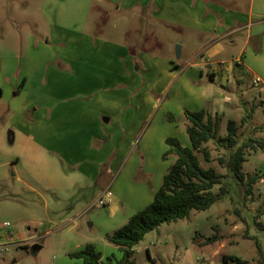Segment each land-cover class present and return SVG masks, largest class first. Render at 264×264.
<instances>
[{
    "label": "rangeland",
    "instance_id": "1",
    "mask_svg": "<svg viewBox=\"0 0 264 264\" xmlns=\"http://www.w3.org/2000/svg\"><path fill=\"white\" fill-rule=\"evenodd\" d=\"M96 1L0 0V58L4 57L6 60L4 62L9 61L12 69L8 70V73L17 76L19 70L24 68V59L28 56L40 59L47 55V50L35 48L36 43H41L39 46H42L50 41L55 43L72 40L77 43L71 47H74L78 55L89 57L91 49L85 47L86 42L94 46V43L114 44L113 42L121 43L126 40L130 47H133L132 49L147 54L150 62H159L168 55L175 66L180 67L185 64L186 54L192 55L195 46L198 45V43H187L181 33L172 30L183 27L159 22L153 18L150 15L153 11L152 5L149 14L147 9L139 6L140 2L132 3L131 0H126V4H135L129 10L123 8L116 12L115 9L122 0ZM202 1L223 20L237 17L239 27L264 28V23L257 24L261 20L257 12L263 11L264 1L260 6L256 0H197L199 4ZM57 13L60 14L63 23L66 22V25L72 26L74 30H79V34L54 27L52 24ZM241 34L244 36L245 30ZM243 36H239V39L237 37V46L242 45ZM263 37L264 30L262 35L258 36V43L251 42L242 52L246 58L244 62L252 67L250 70L252 74L264 84ZM80 40H84L85 43L80 44ZM55 47L57 46L50 44V53L53 55L57 53ZM177 48L179 53L180 51L182 53L180 57L176 56ZM239 50L240 48L235 47L230 52L235 57ZM114 51L118 52V50ZM254 57L263 62L262 68L260 65L258 68L253 65ZM194 63H197V60ZM233 70L234 74L230 76L228 83L225 78L218 77L212 82L206 76L200 78L198 74L187 70L188 75L184 71L182 78L188 81L195 94L205 89L217 100L222 108L217 114L219 136L226 134L227 121L232 120L239 124L241 117L252 110L251 118L238 127L240 142L248 137L264 139V132H255L264 124V104L261 105L259 100L260 87L252 84L254 78L251 79L244 69L233 66ZM177 74L180 78L181 71ZM153 76V71L146 74L148 88L146 96L149 102L142 113H138L140 129H144L142 143L145 144V155L142 158L138 150L130 146L128 157L131 161L134 160L136 165L134 168L132 165L125 168V170L130 169L127 182L134 186H143L148 194L153 190L156 192L163 175L173 161L171 156L162 159V155L167 150L164 142L167 135L169 136L167 138H175L179 143L189 147L185 133L186 121L183 112H180V109L188 111L189 107L186 104V93L181 81L177 80L176 76L170 80L166 72L158 73L154 78ZM20 83L14 85V82H11L12 93L17 95L21 91ZM109 90H112L113 94L119 93V98L126 96L121 94L125 91V86L117 80ZM5 95L8 96L7 91ZM90 96L94 95L89 94ZM125 99L131 109L135 99L131 98L130 104L128 97ZM2 101L0 108L5 106L8 110L0 116V240H2L0 246L8 245V250L0 253V264H75L76 261L71 260L68 254L87 243L96 247L100 254V262L104 263L107 258H111L114 264L119 263L122 260V252L108 244L104 235L107 231H113L123 225L135 213H132L128 207L132 203L128 199L133 197H130V193L126 191L125 181H121L123 173L119 175L114 188L110 191L114 197L115 195L117 198L121 197L120 202L128 204H124L121 213L126 212L130 216H127L124 222L117 224L109 219L106 206L96 205L97 199L107 191H100L106 174L99 182L97 178L96 182L91 179L84 181L81 187L74 188L73 192L66 194L65 199L63 197L58 201H54L46 191L38 190L41 198L24 191L22 185L16 182V177L17 174L20 176L27 166L24 138L26 133H32L31 129L27 128L31 123L23 118V122H28L29 125L19 124L16 120H13L12 125H7L12 114L11 105L9 106L4 99ZM151 102L154 104L153 108L150 106ZM127 113L125 115H128ZM207 148L212 161L205 163L198 155L200 165L203 168L212 167L219 174L227 177L226 171L215 161L223 150L217 149L212 143H208ZM85 153L86 156L71 164L73 166L59 161L62 169L72 172L75 168H79L83 172H91L95 160H90L88 151ZM103 153L104 151L100 152ZM246 158L243 171L259 178L253 185L250 196L244 199L239 187L233 181L230 182L228 177L223 178V182H230L228 195L205 211L192 212L186 219L163 224L155 231L147 233L143 240L132 248L129 256L131 264H223L221 262L223 256L237 257L247 264H258L254 240L247 238L258 240L264 254V152L257 150ZM146 170L148 172H145ZM115 173L116 169L114 175ZM107 179H110V176ZM115 188L118 193L113 192ZM216 190L217 187L214 191ZM9 195H17V197ZM20 198L22 201L19 200ZM5 222L11 226L14 234L20 233L23 236L30 229V233L33 232L32 236L35 237L28 242L29 244L24 243L26 239L19 241L15 236L5 239L4 229L1 228V224ZM210 237H214L213 241L206 242ZM17 243H20L19 248L16 246ZM32 243L40 246L41 249L31 253L28 249Z\"/></svg>",
    "mask_w": 264,
    "mask_h": 264
},
{
    "label": "crops",
    "instance_id": "2",
    "mask_svg": "<svg viewBox=\"0 0 264 264\" xmlns=\"http://www.w3.org/2000/svg\"><path fill=\"white\" fill-rule=\"evenodd\" d=\"M131 1L132 3L133 1L140 2L139 6L147 9L149 14L152 5L153 11L150 15L153 18L159 22L173 23L176 27H183L172 28V30L181 33L187 43H198L192 55L186 54V61L182 67L175 66L176 64L168 55L159 62H150L147 54L132 49L133 47H130L126 40L121 43L113 42L114 44L100 42L96 45L94 43V46L80 40V44L85 43V47L91 49L89 57L79 56L80 54L78 55L74 47H71L77 44L72 40H65V42L61 40L55 43L50 41L42 46H39L41 43H36L35 48L47 50V55L40 59L26 57L24 68L19 70L20 73L17 76L8 73V70L12 69L9 61L4 62L6 61L4 57L0 58V102L4 99L9 106L11 105L10 111L12 112L7 125H12L13 120L18 121L19 124L29 125L27 123H31L27 128L31 129L32 133H26L24 138L27 166L20 176L17 174L16 182L30 194L38 195V190L46 191L54 201H58L63 197L65 199L66 194L74 188L81 187L84 181L91 179L96 182L97 178L99 182L106 174L100 191L107 190L111 194L110 202L106 205L107 214L109 219L116 224L124 222L127 216H130L126 212L121 213L124 204H128L120 202L121 197L117 198L116 195L114 197L110 191L114 188L121 173H123L121 181H125L126 191L130 193V197H133L128 199L132 201L128 206L132 213L148 205L155 193L153 190L148 194L143 186H134L127 182L130 169L125 170L128 165H132L133 168L136 165H134V160L131 161L128 157L130 146L138 150L142 158L146 151L145 144L142 143L144 129H140V117L138 116V113L140 114L149 102L146 96L148 91L146 74L153 71L154 78L156 74L166 72L170 80L176 76L186 93L188 112L205 109L211 115H217L222 108L215 97H212L205 89L195 94L188 81L182 78V74L187 70L198 74L200 78L206 76L212 82L218 77L225 78L228 83L230 76L234 74L233 66H236V68L244 69L251 79L255 78L250 71L252 67L244 62L246 58L242 50L251 42H255L264 30V28L239 27L237 17L223 20L204 1L200 4L197 0ZM263 1L256 0L260 6ZM125 2L126 0H122L119 7H116V12L123 8L129 10L135 4L130 3V5ZM257 13L261 18L257 24H263L264 9ZM63 20H65L64 15ZM64 23L60 14L57 13L54 17V24H52L54 27L79 34V30H74L72 26ZM244 30L243 36L241 33ZM239 36H243L242 45L237 46ZM262 40L264 43V37ZM50 44L57 46L55 55L50 53ZM235 47L240 50L233 57L230 51ZM180 53L179 57L182 56ZM196 60L197 63H194ZM253 63L257 68L258 65L261 66L260 68L263 66V62L257 57H254ZM180 71L179 76L181 77L178 78L177 72ZM115 80L122 82L125 86V91L121 93L125 94V97L119 98V93L113 94V91L109 90ZM11 82H14V85L21 82V91L17 95L12 93ZM5 89L8 96L5 95ZM89 94L94 96L89 97ZM127 97L129 104L131 98L135 99L131 109L126 103L125 98ZM150 106L153 108V102ZM7 110L5 106L0 108V116ZM130 110L131 114H129ZM126 112L128 115H125ZM180 112H184V109H180ZM23 118L28 122H23ZM103 125H105L104 128ZM179 144L181 147H186L184 143ZM86 151L89 152L90 160H95L91 172H83L79 168H75L72 172L62 169L59 161L71 165L86 156ZM103 151L104 153L100 154ZM120 163L122 165L119 168ZM143 175L146 174L143 172ZM108 176L110 179H107ZM114 191L117 192V189L115 188ZM9 196L17 197V195ZM38 198L41 197L38 195ZM19 200L22 201L21 198ZM29 230L23 236L20 233L14 236L19 241L26 239L24 243H28L35 237ZM109 232L111 231L106 233ZM32 246L37 248L36 252L41 249L33 243L29 248Z\"/></svg>",
    "mask_w": 264,
    "mask_h": 264
},
{
    "label": "trees",
    "instance_id": "3",
    "mask_svg": "<svg viewBox=\"0 0 264 264\" xmlns=\"http://www.w3.org/2000/svg\"><path fill=\"white\" fill-rule=\"evenodd\" d=\"M258 41V38H256ZM263 105V102H260ZM252 110L242 116L239 124L229 120L226 123V134L219 136L218 115H211L205 109L195 112L184 111L185 133L189 147H181L174 138H167V150L162 155L165 160L171 156L172 163L162 177L159 188L153 195L152 201L141 210L132 214L127 221L117 229L104 235L105 241L122 252V260L115 264H131L129 256L132 248L137 246L147 233L155 231L163 224L175 223L189 217L192 212H202L228 195V184L234 182L242 191L243 198L250 196L253 185L259 178L254 174L243 171L247 162V155L255 151L264 152V139L248 137L240 142L237 130L251 118ZM255 132H264V124ZM212 143L222 154L215 159L223 168L228 183L222 181L227 178L219 174L214 168H203L200 165V155L205 163L212 161L207 144ZM215 187L217 190L214 191ZM214 237L206 239L212 242ZM254 240L257 263L264 264V254L258 240ZM35 253V246L29 248ZM75 264H114L111 258L100 262V254L93 244L87 243L68 254ZM149 257V256H148ZM223 264H247L246 261L233 256H223Z\"/></svg>",
    "mask_w": 264,
    "mask_h": 264
},
{
    "label": "built area",
    "instance_id": "4",
    "mask_svg": "<svg viewBox=\"0 0 264 264\" xmlns=\"http://www.w3.org/2000/svg\"><path fill=\"white\" fill-rule=\"evenodd\" d=\"M252 84L254 86H258L260 87V95H259V100L261 102L264 103V84L262 83V81L259 79V78H254L252 80ZM111 194L109 191H105L96 201V205L99 206V207H104L106 205L109 204L110 202V197ZM1 228L4 229L3 230V238H9L11 239L15 234L14 232H12L11 230V226L5 222V223H2L1 224ZM16 246H20V243H17ZM8 250V245H2L0 246V253H3V252H6Z\"/></svg>",
    "mask_w": 264,
    "mask_h": 264
},
{
    "label": "water",
    "instance_id": "5",
    "mask_svg": "<svg viewBox=\"0 0 264 264\" xmlns=\"http://www.w3.org/2000/svg\"><path fill=\"white\" fill-rule=\"evenodd\" d=\"M176 56L179 57V49L178 48L176 50ZM104 122H107V120H104ZM35 249H37V248H35Z\"/></svg>",
    "mask_w": 264,
    "mask_h": 264
}]
</instances>
